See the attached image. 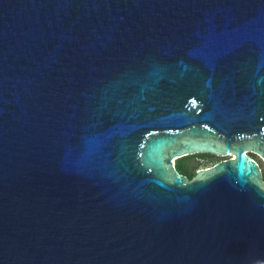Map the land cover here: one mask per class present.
Here are the masks:
<instances>
[{
    "label": "water",
    "instance_id": "1",
    "mask_svg": "<svg viewBox=\"0 0 264 264\" xmlns=\"http://www.w3.org/2000/svg\"><path fill=\"white\" fill-rule=\"evenodd\" d=\"M252 154L264 0H0V264H264Z\"/></svg>",
    "mask_w": 264,
    "mask_h": 264
},
{
    "label": "trees",
    "instance_id": "2",
    "mask_svg": "<svg viewBox=\"0 0 264 264\" xmlns=\"http://www.w3.org/2000/svg\"><path fill=\"white\" fill-rule=\"evenodd\" d=\"M193 157L195 159H199V160H210V161H213V165L215 163H217L218 161H220V160L214 159L215 157L212 156V155H194V156H189V157H185L183 159L178 160L177 164H176L177 170H179L182 174L186 175L189 179H193L194 178V176L196 175V171H197V169L199 167V164H197V165L194 166V168H190L186 164V160L187 159H191ZM260 164H261V162H260ZM262 167H263V165H262Z\"/></svg>",
    "mask_w": 264,
    "mask_h": 264
},
{
    "label": "rangeland",
    "instance_id": "3",
    "mask_svg": "<svg viewBox=\"0 0 264 264\" xmlns=\"http://www.w3.org/2000/svg\"><path fill=\"white\" fill-rule=\"evenodd\" d=\"M253 157L261 164L263 165V162L261 161V159L259 157H257L256 155L252 154ZM214 159L216 160H222L223 158H218V157H215ZM186 164L190 167V168H194L195 165L199 164V167L197 169L200 170V169H205V168H208V167H211L213 165V161H210V160H199V159H195L194 157L191 158V159H187L186 160ZM196 171V172H197ZM263 172H264V166H263Z\"/></svg>",
    "mask_w": 264,
    "mask_h": 264
}]
</instances>
